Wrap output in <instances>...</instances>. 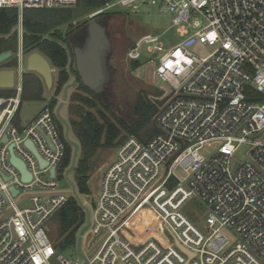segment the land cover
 I'll use <instances>...</instances> for the list:
<instances>
[{"label":"built area","instance_id":"obj_1","mask_svg":"<svg viewBox=\"0 0 264 264\" xmlns=\"http://www.w3.org/2000/svg\"><path fill=\"white\" fill-rule=\"evenodd\" d=\"M146 3L170 14L171 25L135 39L126 58L140 62L144 49L152 79L169 91L156 99L161 104L151 120L154 135L146 142L126 136L117 145L92 216L87 203L80 204L96 241L83 264H264V0H115L88 18ZM76 4L0 0V9L17 11L18 64L23 11ZM171 29L179 40L165 49L161 38ZM195 44L213 51L198 56L191 51ZM23 73L21 66L14 69V94L0 96V264H50L56 250L45 227L69 198L56 181L64 142L47 105L27 125H15ZM9 146L30 180L10 162ZM205 148L208 155L201 153ZM192 199L209 211L202 228L183 212ZM144 208L170 233L169 246L153 240L135 245L122 236ZM81 240L85 234L77 232L79 248ZM60 263L70 261L60 257Z\"/></svg>","mask_w":264,"mask_h":264},{"label":"rangeland","instance_id":"obj_2","mask_svg":"<svg viewBox=\"0 0 264 264\" xmlns=\"http://www.w3.org/2000/svg\"><path fill=\"white\" fill-rule=\"evenodd\" d=\"M115 1V0H110ZM71 19L70 23L61 26L59 29L63 34L70 31L77 25L86 23L90 18L88 15L94 9H88L83 5H77L69 8ZM108 20V34L112 45V52L108 61L109 74L107 82L103 85L102 91L97 93L98 98L104 103L106 109L97 106L98 109L108 117L112 122L117 118L126 120L127 117L133 116V108L139 96L154 101L164 94H168L169 88L166 83L160 80L152 79V67L147 63L148 55L143 49L144 57L140 61V66L136 70L131 69L132 62L126 58V51L135 39L144 34H162L171 25V15L163 13L159 10L158 4H139L137 10L132 11L130 8H122L116 6L105 13ZM15 32L12 29V33ZM10 35H8L9 37ZM179 38L174 30L167 31L161 38L165 49L173 47ZM16 49L11 56L0 64V71L3 69H18L20 66L24 73L26 71V58L32 52L23 51V56L18 64L15 65V55L19 52L18 38L16 36ZM74 50V48H73ZM191 51L201 57H204L213 51V47L209 45L195 44L191 47ZM36 52V51H33ZM73 66L74 60L72 57ZM9 62H14L12 67H5ZM51 65V64H50ZM53 82L48 89L42 78L35 74L43 85V93L41 100H21L17 114V125L24 126L33 117H35L44 106L48 105L52 98L57 103L54 107V117L57 122L58 133H61V139L71 148V159L69 165L61 172L58 171L56 181L58 182V191L72 197L78 206L86 202L89 215L92 216L93 207L96 204L101 180L108 166L113 162L117 154V146L110 148H101L91 156L88 161L87 187L88 194L79 191L77 184V175L75 172L76 163L80 157V142L76 136L73 121H79L77 107H81V111L93 113L99 121L97 109L88 108L79 105L78 101L73 99L74 94L86 95L79 91V81L75 75L69 77V81L61 89L60 93L54 94L56 77L58 70L53 68ZM155 104V103H154ZM126 135L122 132V136ZM203 155H208L210 150L205 148L201 150ZM181 171L177 170L179 174ZM46 177V176H45ZM81 208V207H80ZM183 212L189 217L194 225L202 228L205 224V218L209 213L207 207L197 199L190 200L184 207ZM89 217L85 213V221L80 226L78 232L85 234V240H81L80 248L75 242L74 246L69 248H61L63 236L58 233L57 223L54 216L47 222V235L50 238L56 250L55 256L51 259L50 264H61L60 257L68 259L70 264H83L85 257H92V248L95 245V238L91 235V229L88 226ZM122 236L138 245L146 240H153L163 247H167L172 243V237L168 230L147 208L142 209L122 231ZM233 239L232 234H227Z\"/></svg>","mask_w":264,"mask_h":264},{"label":"trees","instance_id":"obj_3","mask_svg":"<svg viewBox=\"0 0 264 264\" xmlns=\"http://www.w3.org/2000/svg\"><path fill=\"white\" fill-rule=\"evenodd\" d=\"M110 0H77V5H83L88 9L98 10L104 7ZM71 14L69 8L54 9H26L22 15V49L25 52L36 51L45 57L51 66L58 70L54 94L60 93L64 85L73 74L79 81V91L86 94H74L73 99L79 105L97 109L99 119L90 112L82 113L81 107H77L80 120L73 121L76 136L80 142V157L76 163L75 172L79 191L88 194L87 172L88 161L96 150L117 146L122 138L134 136L141 142H146L154 135V128L151 120L157 110V106L147 98L142 96L133 108V116L126 120L117 118L112 122L106 117L98 105L106 109L104 103L98 95L86 88L73 66V48L75 41L71 37L72 31H67L62 35L60 27L70 23ZM18 20L17 11L14 9H0V54L13 52L16 49V32L12 29ZM10 35L9 37H5ZM15 60V65H16ZM131 69L136 70L140 66L139 61H131ZM14 62H9L5 67H12ZM43 85L35 73H23L21 100H41ZM14 94L11 89H0V96L8 97ZM56 99L52 98L47 105L51 110L56 106ZM17 125V115L14 119ZM122 132L126 135L122 136ZM61 133L59 134V136ZM61 138V136H60ZM63 141V140H62ZM71 148L64 143V157L60 165L62 172L70 163ZM57 223L58 233L63 236L61 248L74 246L76 234L80 226L85 221V213L78 206L75 199L68 198L67 202L54 214Z\"/></svg>","mask_w":264,"mask_h":264},{"label":"water","instance_id":"obj_4","mask_svg":"<svg viewBox=\"0 0 264 264\" xmlns=\"http://www.w3.org/2000/svg\"><path fill=\"white\" fill-rule=\"evenodd\" d=\"M92 25L90 35L86 40L84 49L74 48L73 55L75 59V71L77 72L81 83L93 92H97L104 79V59L105 49L108 45V39L104 29L95 23L93 18L90 19ZM11 56V52L7 51L0 54V64ZM26 71L39 75L44 81L45 86L49 89L53 82V69L49 61L38 52H32L26 58ZM14 85V69H3L0 71V89H11ZM156 105L161 103L154 101ZM6 141V137L2 138V142ZM40 165L44 167L46 163L42 161L36 152L32 143H25ZM10 162L22 174L25 181L30 180L31 175L26 171L24 164L18 160L12 153V146H9ZM50 175H54V169H51ZM48 231V228L45 227ZM177 247L184 253L187 252L178 244Z\"/></svg>","mask_w":264,"mask_h":264},{"label":"flooded vegetation","instance_id":"obj_5","mask_svg":"<svg viewBox=\"0 0 264 264\" xmlns=\"http://www.w3.org/2000/svg\"><path fill=\"white\" fill-rule=\"evenodd\" d=\"M93 19L95 20L96 24H98L100 27H102L104 29L105 35L108 39V45L105 49V54L102 57L104 59V64H103L104 79L102 81L100 89L96 92V94H97L99 91H102L103 85L107 82L108 77L110 76L108 61L110 58V54L112 52V45H111V42L109 39V34H108V29H107V25H108L107 15L102 14V15H99L97 17H94ZM91 28H92V25H91L90 19H89L86 23H83L81 25H77L76 27H74L70 30V31H72L71 37L75 41L74 48L84 49L85 44H86V40L90 35ZM74 65H75V60H74Z\"/></svg>","mask_w":264,"mask_h":264},{"label":"crops","instance_id":"obj_6","mask_svg":"<svg viewBox=\"0 0 264 264\" xmlns=\"http://www.w3.org/2000/svg\"><path fill=\"white\" fill-rule=\"evenodd\" d=\"M74 68H75V66H74ZM17 117H18V115H17ZM34 118H35V117H33L28 123H30ZM28 123H26V125H27ZM56 123H57V122H56ZM24 126H25V125H24ZM19 127L21 128V127H23V126H20V125H19Z\"/></svg>","mask_w":264,"mask_h":264}]
</instances>
